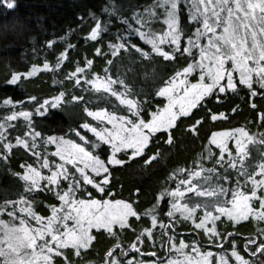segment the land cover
<instances>
[{
    "label": "snow or ice",
    "instance_id": "obj_1",
    "mask_svg": "<svg viewBox=\"0 0 264 264\" xmlns=\"http://www.w3.org/2000/svg\"><path fill=\"white\" fill-rule=\"evenodd\" d=\"M2 2L8 8H13L15 0H2ZM178 2L179 0H162L159 5L165 9L164 23L167 25L165 31L153 32L150 28L147 31H142L141 28L135 29L139 37L151 45L150 50L121 39L118 43L110 45L113 49L112 55L115 56L121 49L132 48L146 58L157 55L165 60H175L177 54L191 55L192 49L198 48L199 60H194L176 71L159 88L155 95L166 97L168 102L163 107L157 106V110L151 112L144 109L142 102L131 97L130 90L129 92H118L113 89L112 85L115 83L127 89L128 86L123 80L115 81L109 75L101 77L99 73L92 74L93 78L87 80V83L97 92L110 93L111 96L116 97L120 104L127 107L129 115L120 116L116 112L109 113L107 108L96 110L85 108L89 116L95 117L97 121H106L112 127L98 128L85 122L79 129H69L79 137L80 143L65 139L64 136L49 135L46 137L48 144L56 145L55 155L63 162L50 165L48 158L43 156L40 168L32 164L22 166L27 169L23 172L22 179L27 185L26 192L28 193L39 191L41 188L48 190L55 185L58 189L55 195L60 205L50 206L51 214L42 216L34 211L33 202L28 199L27 195H19L17 200H6L3 206H0V217L3 215L8 217V219L0 218V264H56L58 258L62 259L64 264H72L66 255L67 251H72L76 258L83 260L84 253L91 249L96 240V236L92 234L93 228L105 230L109 237L116 241L104 253L106 258L102 259L100 264H122L120 259L114 258L116 249H120L122 255H127V250L123 249L120 244L119 232L131 228V219L139 220L142 215L150 216L153 226L159 224L165 227L156 214L157 205L141 213L134 207L135 202L123 199L99 200L92 198L91 194L88 199H77V191L83 184H89L94 185L99 192H104V185L109 184L112 166H123L135 159L142 160L144 166H150L160 159L159 149L151 153L148 151L156 134L164 130L167 136L164 143L172 145L175 139L173 132L178 126V120L181 117L190 118L192 110L206 97L214 94V90L225 93L229 89L235 90L239 83L252 89V94L255 95L254 76L261 87H264V0H197L196 4L191 6L194 11L190 19L197 23L202 22L203 31L198 27L195 29V35H187V46L182 43V37L186 34L180 28ZM146 11L155 15L154 9ZM137 23L141 24V27H146V22L138 21ZM100 32L101 23L97 21L91 28L89 36L95 40ZM201 37H207L206 44L200 43ZM53 43L52 40L47 41L49 46ZM165 43L171 50H165ZM67 51L66 48L60 53L55 68H60L63 60L67 59ZM96 51L99 53L101 50L98 48ZM92 63V60L86 59L84 66L78 65L70 73L68 79H75L76 84H80L86 79L83 74ZM51 67L47 61L43 64L44 69ZM197 69L200 71V79L189 86L187 76ZM38 70L39 66L33 65L28 72L13 73L11 82L15 83L22 75L31 77ZM237 72L239 73L238 82L235 78ZM64 97L65 92L63 91L51 97V106L57 107ZM28 99L35 101L36 97ZM82 99L79 96L71 97L73 102ZM4 102L5 104L24 103L23 101L14 102L11 98ZM48 104L49 100H44L43 106ZM43 106H38L36 111L40 112ZM31 115L32 113L27 110L12 112L5 121H0V141L5 139L2 130L6 126V121L21 116L30 118ZM208 115L212 121L226 118L223 112L216 114L209 110ZM261 118L264 119V114H261ZM203 119L204 117H200L188 124L186 130L198 135V127ZM29 127H31L30 124ZM82 129L91 131L97 138L96 141H89ZM25 137L31 139V144L28 138L17 137L16 145H22L25 149L33 151L37 148V138L41 137V133L33 129L25 133ZM230 142L235 144L234 150L229 146ZM252 142H255L254 135L243 126L211 132L208 144L204 146L208 152L206 159L213 158L212 149L215 146L219 151L215 164H226L228 168L236 170V187L234 189H226L223 186L204 187V183L211 184L212 174H218L219 169L217 167L204 169L198 160L193 161V170L179 168L173 171L168 179L176 178V186L170 190H162L156 197L158 201H164L167 196H171L174 201L171 202L167 212V216L171 218L168 223L174 226L176 213H179L185 220H190L196 229L207 233L213 243H215L214 237H220L221 241L225 238L218 229V222H221L222 218L226 217L227 222L233 227L250 218L264 223V194H262L264 193V157L256 163L252 162L248 147ZM259 143L264 145V140H260ZM104 144L111 147V153L102 158L94 153H98ZM2 147L11 151L13 145L8 142ZM121 154L126 158L121 159ZM33 155L39 156L40 153L33 151ZM200 156L202 159L205 158L203 152ZM0 157L7 158L2 152H0ZM68 165L75 167L70 171ZM41 169H48L50 175H45ZM205 171L209 173L207 177L202 175ZM90 173H94L95 176ZM180 175L187 178L179 180ZM196 178H200L201 182H196ZM223 179L229 180L230 177L225 175ZM41 181H47V185L42 184ZM68 181L70 183L67 184V188L61 189V183ZM248 184L250 188L246 191L245 185ZM139 191L136 189L137 194ZM229 193H231V199L221 201L220 198L227 197ZM187 194H192V196ZM193 197L196 200L201 197L214 199L191 205L181 202L185 199L192 200ZM254 201L259 204L258 208L253 207ZM17 205H26L18 210L19 213L25 215L18 214ZM209 208L212 210L209 211ZM198 209L203 210L202 216L198 214ZM259 233L264 236V229H260ZM146 234L151 236L152 229H143L130 248L136 249L137 244L142 242L141 237ZM231 235L229 233L228 237ZM169 239L172 241L171 248L176 249L177 252L189 247L181 240L177 248L175 241L171 237ZM231 245L229 252L214 253L212 250L203 252L199 244L193 241L191 253L186 254L183 260L168 258L163 264H232L230 257L235 258V264H252L250 259H246L237 250L235 241H231ZM253 246H255V251L251 250ZM220 247L224 248L222 242ZM244 248L250 252L251 256H256L257 253L264 255V242L258 243V240L248 239ZM152 255L156 254L152 253ZM86 264H96V262L88 260ZM128 264H144V262H137L133 257ZM151 264H156V262L152 261Z\"/></svg>",
    "mask_w": 264,
    "mask_h": 264
},
{
    "label": "trees",
    "instance_id": "obj_2",
    "mask_svg": "<svg viewBox=\"0 0 264 264\" xmlns=\"http://www.w3.org/2000/svg\"><path fill=\"white\" fill-rule=\"evenodd\" d=\"M156 1L159 0H15L14 7L8 8L0 0V121H5L12 112L27 110L32 113L30 118L21 116L6 121V126L2 130L5 139L0 141V152L7 158L0 157V206H3L6 200H17L19 195H27L28 199L33 202L35 212L42 216H49L50 206H57L60 203L55 195L58 189L52 185L48 190L41 188L39 191L26 192L27 185L22 179V174L27 169L22 166L32 164L40 168L43 156L48 158L50 165L63 162L55 155L56 145L47 143L46 137L49 135L64 136L65 139L80 143L79 137L69 129H79L85 122L98 128L112 127L106 121H97L95 117L89 116L85 108L90 110L107 108L109 113L116 112L120 116L129 115L127 107L120 104L116 97L111 96L110 93L97 92L87 83V80L93 78V73H99L101 77L109 75L115 81L123 80L128 86L127 89L119 83L113 84V89L118 92H129L130 90L131 97L142 102L146 111H156L157 106L163 107L168 102L166 97L156 96L155 93L176 71L194 60H199L198 48H193L191 55L180 53L176 55L175 60H165L157 55L143 57L132 48L121 49L113 56V49L110 47L111 44H116L123 39L125 42L130 41L140 48L150 50L151 45L142 41L135 29L141 27V24L137 23L139 17ZM196 2L197 0H181L178 4L180 28L186 34L182 37V43L185 46H187V35H195V29L198 27L203 31L202 22L197 23L190 19L194 11L191 6ZM144 20L145 18L141 21L146 22ZM97 21L101 23V32L93 40L89 32ZM146 23L154 28L157 22L152 20ZM49 40L54 41L52 46L47 44ZM206 42L207 37L200 38V43L206 44ZM164 47L165 50H171L167 44ZM66 48L68 49L67 59L63 60L60 68H55L60 53ZM98 48L101 50L99 53L96 51ZM86 59L92 60L93 63L83 74L86 79L76 84L75 79H68V77L78 65L83 67ZM45 61L52 66L50 69L43 68ZM33 65L39 66V70L33 76L22 75L15 83L11 82L13 73L28 72ZM229 67H231L230 64ZM196 75L200 78L198 69L190 73L188 78L196 80ZM238 77L237 72L235 73L237 82ZM253 89L256 92L255 95L252 94V89L237 83L235 90L229 89L225 93L214 90V94L206 97L192 110L190 118L181 117L178 120V126L173 132L175 139L172 145L164 143L167 138L164 130L156 134L148 151L151 153L159 149L160 159L150 166H144L140 159L129 161L123 166H112L109 184L104 185V192H99L94 185L89 184H83L77 191V198L88 199L91 194L92 198L99 200L109 198L135 202L134 207L141 213L157 205L156 214L165 227L159 224L153 226L150 216L142 215L139 220L131 219L132 227L119 232L120 244L123 249L127 250V255H122L121 250L116 249L114 258L120 259L122 264H125V260H131L137 256L139 254L137 251L131 252L127 247L136 240L143 229L151 228V236L146 234L141 237L143 250L146 251L142 256L138 255L139 259L146 260L147 264H151L152 261L159 263V260H162L160 258L166 255L172 259L179 257L182 260L186 254L191 253L193 241L199 244L201 251L212 250L214 253L229 252L232 247L231 241H235L237 250L246 259H250L252 264H264V255L257 253L256 256H251L250 252L244 248L248 239L258 240V243L264 242V236L259 233L260 229H264V223L250 218L233 227L227 222L226 217L222 218V221L218 222V229L225 238L221 241L220 237H214L215 243H213L207 233L196 229L190 220H185L179 213H176L175 225H170L168 221L171 218L167 216V212L171 202H174L172 197L167 196L164 201L156 199L162 190H170L176 186V178L168 179L170 173L179 168L193 170V161L197 160L204 169L213 167L219 169L218 174H212L211 184L204 183V187L223 186L226 189L236 187V170L228 168L226 164H215V160L219 157V151L215 146L212 149L213 158L206 159L208 152L204 146L208 144V138L213 131L241 126L247 128L255 138V142L248 145L252 162L256 163L264 157V145L259 143L260 140H264V135H261L264 133V119L261 118V114H264V87H261L255 76L253 77ZM62 91L65 92L63 101L57 107H52L50 98ZM72 96H79L83 99L73 102ZM29 97H36V100H29ZM8 98L14 102L23 101L24 103L5 104L4 101ZM44 100H49V104L43 106ZM38 106H43L40 112L36 111ZM209 110L216 114L223 112L226 118L212 121L208 115ZM200 117L204 119L198 127L199 134L188 132L187 125ZM33 129L41 133V137L37 138V148L33 150L39 152V156H34L33 151L15 143L17 137L28 138L25 137V133ZM82 132L89 138V141H96L97 138L88 129H82ZM28 139L31 144V139ZM8 142L13 145L11 151L2 147ZM229 146L235 149L234 143L230 142ZM202 152L205 157L203 159L200 156ZM110 153L111 147L104 144L99 152L94 154H99L104 158ZM120 158L125 159L126 157L121 154ZM68 167L71 171L75 166L68 165ZM41 171L45 175H50L48 169H41ZM90 174L95 176L94 173ZM202 175L207 177L209 173L205 171ZM225 175H228L230 179L224 180ZM186 178L184 175L178 177L179 180ZM196 182H201L200 178H196ZM41 183L47 185V181H41ZM68 183L70 181L62 182L61 189H66ZM249 188L250 184L245 185L246 191ZM136 189L140 190L138 194ZM187 195L192 196V194ZM208 199L214 198L201 197L196 200L193 197L192 200L185 199L181 202L191 205L204 203ZM220 199L221 201L230 200L231 193ZM22 206L26 205H17V211ZM253 207L258 208L259 204L254 201ZM9 210H11L10 206ZM211 210L209 208V211ZM198 214L202 216L203 210L198 209ZM20 215L25 214L20 213ZM0 218L7 219V215ZM229 233L232 234L231 237H228ZM92 234L96 236V240L91 249L84 253L83 260L76 258L72 251L66 252L72 264H86L88 260L100 264V261L106 258L104 253L116 243L105 230H93ZM170 237L175 241L177 248L181 240L189 245L180 251L184 253L183 256H180L176 249L171 248ZM221 242L224 245L223 249L220 247ZM251 250L255 251V246ZM152 253L156 255L153 256ZM216 258L218 259V256ZM230 259L234 261L233 257ZM56 264H64V261L58 258Z\"/></svg>",
    "mask_w": 264,
    "mask_h": 264
},
{
    "label": "rangeland",
    "instance_id": "obj_3",
    "mask_svg": "<svg viewBox=\"0 0 264 264\" xmlns=\"http://www.w3.org/2000/svg\"><path fill=\"white\" fill-rule=\"evenodd\" d=\"M181 0H179V2H180ZM179 2H178V4H179ZM162 3V0H159V1H156V3L153 5V6H151V7H149V8H147V10L148 9H154L155 10V15H152L149 11H145V13L143 14V15H141L140 17H139V20L138 21H141L143 18H145V20L144 21H154V22H157L156 23V25H155V27L153 28L152 26L150 27L149 26V24H147L146 23V27H140L141 28V30L142 31H147L149 28L153 31V32H163V31H165L166 29H167V25L164 23V20H165V9L163 8V7H160L159 5ZM92 17H94V16H92ZM142 41H144V40H142ZM145 42V41H144ZM146 43V42H145ZM207 43V42H206ZM166 44V43H165ZM199 70V69H198ZM197 73V72H196ZM189 75L187 76V81H188V84H189V86L191 85V84H195V83H197L198 81H199V77L196 75V80H190L189 78ZM177 108H179V104H177ZM234 147H235V144H234ZM77 199H84V198H77ZM109 199V198H108ZM114 200V199H113ZM115 200H117V199H115ZM59 205H60V203H59ZM59 205H57V206H59ZM20 208V207H19ZM51 211V210H50ZM20 214V213H19ZM7 219H8V217H7ZM34 223V222H33ZM70 223H71V221H70ZM93 230H98V229H95V228H93ZM129 246V245H128ZM131 252H136V251H131ZM138 254V253H137ZM139 255V257L141 256L140 254H138ZM138 255L137 256H134V258H135V261H137V262H144V264H147V261L145 260H140L139 259V257H138ZM179 255L180 256H183L184 255V253L183 252H179ZM174 256V255H173ZM168 258H170V257H167V255L165 256V257H161L160 259H162V260H159L160 262L159 263H163L166 259H168ZM185 257H183L182 258V260L184 259ZM132 259V258H131ZM173 259H179V257H173ZM193 259H195V257H193ZM180 260V259H179ZM233 260L234 261H232V262H235V258L233 257ZM128 261L129 260H125V264H128ZM158 263V261L156 262V264H159Z\"/></svg>",
    "mask_w": 264,
    "mask_h": 264
},
{
    "label": "flooded vegetation",
    "instance_id": "obj_4",
    "mask_svg": "<svg viewBox=\"0 0 264 264\" xmlns=\"http://www.w3.org/2000/svg\"><path fill=\"white\" fill-rule=\"evenodd\" d=\"M140 247L142 248V250H140L139 247H137L135 250H137L138 253H145L146 250H143L144 247H142V245H140Z\"/></svg>",
    "mask_w": 264,
    "mask_h": 264
}]
</instances>
